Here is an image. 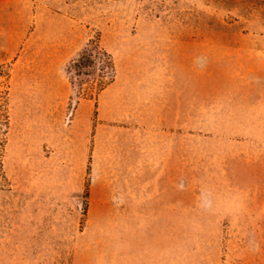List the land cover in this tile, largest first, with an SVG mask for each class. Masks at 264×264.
I'll return each instance as SVG.
<instances>
[{"label":"rangeland","instance_id":"rangeland-1","mask_svg":"<svg viewBox=\"0 0 264 264\" xmlns=\"http://www.w3.org/2000/svg\"><path fill=\"white\" fill-rule=\"evenodd\" d=\"M0 264H264V0H0Z\"/></svg>","mask_w":264,"mask_h":264}]
</instances>
